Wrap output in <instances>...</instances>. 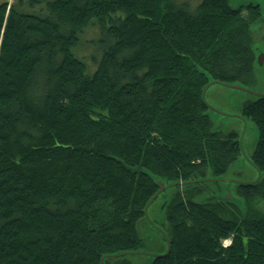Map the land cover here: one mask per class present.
I'll list each match as a JSON object with an SVG mask.
<instances>
[{
	"label": "trees",
	"instance_id": "trees-1",
	"mask_svg": "<svg viewBox=\"0 0 264 264\" xmlns=\"http://www.w3.org/2000/svg\"><path fill=\"white\" fill-rule=\"evenodd\" d=\"M196 1L0 4V264H127L159 178L181 184L163 209L171 251L151 264H264V96L242 111L263 173L236 184L243 206L196 182L244 155L201 94L253 75L261 16Z\"/></svg>",
	"mask_w": 264,
	"mask_h": 264
},
{
	"label": "rangeland",
	"instance_id": "rangeland-1",
	"mask_svg": "<svg viewBox=\"0 0 264 264\" xmlns=\"http://www.w3.org/2000/svg\"><path fill=\"white\" fill-rule=\"evenodd\" d=\"M3 1L4 0H0V4ZM185 1H190L191 4L197 2L196 0ZM230 1L233 6L238 7L240 2L246 3L253 0ZM242 15L244 17L250 16L248 7H244ZM262 25H264V23L260 19L258 21H253L250 26V38H252V43L257 49V53H260V55L264 51V26L262 28ZM256 60L254 73L250 78H247V81L242 83L237 82L238 84L231 86L214 83L206 92L207 102L213 106V108L209 109V115L213 118L215 126L220 127L225 132L237 131L242 138V148L248 157L254 154L259 137L257 126H255L250 119H247V117V121L243 118V107L246 101L256 98L258 96L256 94H264V62L260 64L258 58H256ZM239 85L241 87H246L249 91L244 88L239 89ZM228 171L227 175L222 178H230L231 180L239 182H251L259 178L258 169L254 168L245 155H242ZM239 182H233L231 184L228 181L207 183L209 190L216 192L215 194L217 195L224 196L227 194L228 187L236 197L237 192H235V186ZM229 184L230 186H228ZM175 191V186H170L159 195L157 200L151 203V206H149V218L156 223L157 227L153 226L148 218L146 222L142 221V223L139 224L137 229L139 230L142 240H144V246L140 248V250L146 253H130L124 258L127 264H151L154 258L153 254H162L167 251V240L162 231V225L165 224L162 205L166 199L169 200V198L173 196L172 194H174ZM231 241L230 238H227V240L223 242V246L226 245L225 247H227L231 244Z\"/></svg>",
	"mask_w": 264,
	"mask_h": 264
},
{
	"label": "water",
	"instance_id": "water-1",
	"mask_svg": "<svg viewBox=\"0 0 264 264\" xmlns=\"http://www.w3.org/2000/svg\"><path fill=\"white\" fill-rule=\"evenodd\" d=\"M258 60H259V62H260V64H263V62H264V53L263 54H261V55H259L258 56ZM214 83H216V84H224V85H235V84H238V83H231V84H229V83H223V82H219V81H216V80H210V82H209V84L207 85V86H205L204 87V89H203V91H202V99H203V101H204V103L206 104V106H208L209 108H213V106L211 105V104H209L208 102H207V99H206V92H207V90L210 88V86L211 85H213ZM238 88L239 89H246V87H241L240 85L238 86ZM247 91H249L248 89H246ZM256 95H258V96H264V94H256ZM243 118L245 119V121H247V119H246V117L245 116H243ZM241 146H242V141H241ZM242 148V147H241ZM243 153H244V155H245V157H247L248 158V160L251 162V164L253 165V162L251 161V159H249V157L245 154V152H244V149H243ZM254 166V165H253ZM258 169V172H259V178H257V180L256 181H251V182H249V181H247V182H239V181H234V180H231L230 178H222V177H207V178H203V180H197L196 182H203V181H212V182H214V181H228V182H230V184L231 183H233V182H239V183H241V184H245V185H247V184H250V185H252V184H255L256 182H258V179H260L261 178V176H263V173H262V171H261V169H259V168H257ZM157 183H158V185H160V191L154 196V198L149 202V204H148V206H147V209H146V218H148L149 219V221L152 223V225L153 226H156L155 225V222L151 219V218H149V215H148V212H149V205L156 199V198H158L159 197V195L161 194V193H163L167 188H169L170 186H172V185H176V184H181L180 182H177V183H175V182H173V183H170V184H165V182H164V180L163 179H158L157 180ZM230 184L228 185V186H230ZM227 194H225L224 196H221V195H214L213 197H209L208 199L209 200H213L215 197H217V198H220V199H223V200H231V201H235L236 203L238 202V203H240L242 206H243V202H242V200H241V198H239V197H235L234 195H233V192H231L230 191V188H228L227 187V192H226ZM167 199L165 200V202L163 203V207H162V209H164L165 208V205H166V203H167ZM165 239L167 240V251L165 252V253H162V254H153V256L154 257H162L163 255H167V254H169L170 253V243H169V239L166 237V235H165ZM130 253H136V254H140V253H146V252H144V251H142V250H137V251H129V252H125V253H121L120 255H129Z\"/></svg>",
	"mask_w": 264,
	"mask_h": 264
},
{
	"label": "flooded vegetation",
	"instance_id": "flooded-vegetation-1",
	"mask_svg": "<svg viewBox=\"0 0 264 264\" xmlns=\"http://www.w3.org/2000/svg\"><path fill=\"white\" fill-rule=\"evenodd\" d=\"M250 3L252 4L251 6H254V8H257L258 13L261 16L260 18H261L262 22L264 23V11H263V9H264V0H253V1H250V2H246V3H244V6L248 7V5H250ZM263 26L264 25H262V28H263ZM263 36H264V34H263ZM263 53H264V51H263ZM263 53H261V54H263ZM259 55H260V53H257V49H256L255 60H256V58H258ZM239 136H240V134H239ZM240 141H242V138H240Z\"/></svg>",
	"mask_w": 264,
	"mask_h": 264
},
{
	"label": "bare ground",
	"instance_id": "bare-ground-1",
	"mask_svg": "<svg viewBox=\"0 0 264 264\" xmlns=\"http://www.w3.org/2000/svg\"><path fill=\"white\" fill-rule=\"evenodd\" d=\"M226 246V245H225Z\"/></svg>",
	"mask_w": 264,
	"mask_h": 264
}]
</instances>
